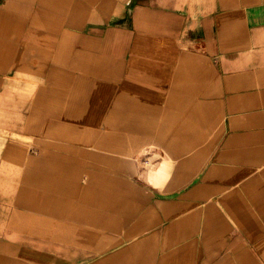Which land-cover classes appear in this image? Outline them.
<instances>
[{
  "label": "crops",
  "instance_id": "crops-1",
  "mask_svg": "<svg viewBox=\"0 0 264 264\" xmlns=\"http://www.w3.org/2000/svg\"><path fill=\"white\" fill-rule=\"evenodd\" d=\"M0 264H264V0H0Z\"/></svg>",
  "mask_w": 264,
  "mask_h": 264
}]
</instances>
